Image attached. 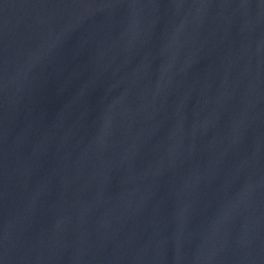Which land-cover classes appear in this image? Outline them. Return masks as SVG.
<instances>
[{
    "label": "water",
    "instance_id": "1",
    "mask_svg": "<svg viewBox=\"0 0 264 264\" xmlns=\"http://www.w3.org/2000/svg\"><path fill=\"white\" fill-rule=\"evenodd\" d=\"M0 264H264V0H0Z\"/></svg>",
    "mask_w": 264,
    "mask_h": 264
}]
</instances>
